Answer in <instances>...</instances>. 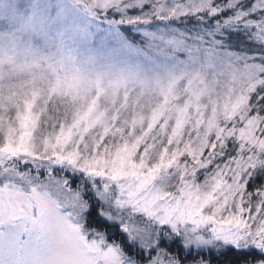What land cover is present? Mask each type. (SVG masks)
Masks as SVG:
<instances>
[{
	"label": "snow or ice",
	"instance_id": "snow-or-ice-1",
	"mask_svg": "<svg viewBox=\"0 0 264 264\" xmlns=\"http://www.w3.org/2000/svg\"><path fill=\"white\" fill-rule=\"evenodd\" d=\"M0 264H264V0H0Z\"/></svg>",
	"mask_w": 264,
	"mask_h": 264
}]
</instances>
